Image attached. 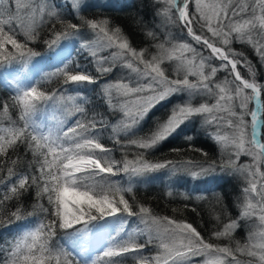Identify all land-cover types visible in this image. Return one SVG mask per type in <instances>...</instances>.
<instances>
[{"label":"snow or ice","instance_id":"6c2138e0","mask_svg":"<svg viewBox=\"0 0 264 264\" xmlns=\"http://www.w3.org/2000/svg\"><path fill=\"white\" fill-rule=\"evenodd\" d=\"M158 2L162 7L157 14L166 22L178 23L181 30H186L191 40L200 45V50L189 42L172 43L167 48L164 43H159L155 45L157 53L146 58L147 49L133 48L119 27H110L107 18L87 17L86 13L95 8L106 11L110 7L90 0L70 2L71 14L79 19V24L66 20L60 11L61 5L53 0L33 2L32 22L27 26L20 15V0H0V67L16 64L23 68L40 56L29 42H40L52 50L66 40L77 41L80 51L89 55L91 65L88 67L71 55L63 57L62 66L48 77L59 78L62 85L52 92L35 83L27 87H21L18 82L15 86L11 82L6 85L14 87L10 99L18 109L20 124L17 126L13 122L6 128L7 137L0 135V156H7L8 149L19 142L25 152L32 153L33 160L29 161L26 173H14L12 167L7 169V177L0 180L4 185L0 188V205L13 198L19 201L28 188L35 186L37 198L47 194L48 207L39 204L42 217L34 224L25 225L8 241L7 248H0L4 252L0 264H126L125 258L129 254L134 255L135 264H198L193 258L200 256L205 257L202 264H253L252 260L237 259L236 253L258 257L259 264H264V230L259 233L262 237L259 243L251 242L254 232L253 226L249 225V243L235 241V248L214 245L191 224L156 217L144 206L134 211L124 195L133 191L131 183L125 187L112 179L120 173L139 177L160 169H168L173 175L181 170L190 171L193 177L215 172L218 167L221 172L229 167L233 172H247L244 202L239 205L240 218H250L251 210L259 206V220L264 225V173H260L257 180L258 167L253 172L247 165L237 168L232 160L227 164L221 161L219 165L215 160H209L195 165L198 168L195 171L189 167L191 162L178 167L172 161L144 159L147 150L156 148L198 115L203 117L202 126L215 124L217 131L208 134L222 148L231 145L237 158L241 154L247 155L254 165L264 162V143L256 139V111L250 113L253 130L250 139L246 135L245 120L250 100L256 101L257 109L264 107L259 101L264 83L255 79L256 69L243 53L231 47L233 40L248 44L264 62V0H254L251 4L241 0L235 7H232V0L227 4H205L203 0H194L195 11L191 14L189 0ZM173 9L177 14L175 21L171 18ZM45 17L52 21V27L48 30L49 35L42 38L37 31V19L46 22ZM57 23L62 25L59 29L55 26ZM194 23L199 25V34L193 30ZM205 28L210 36L203 31ZM21 34L23 41L17 39ZM146 35L155 38L156 33L149 30ZM110 49L115 51H110L107 56L99 55ZM204 49L210 50L207 57L202 54ZM185 53H191V56L186 57ZM165 59L177 60L178 67L184 68L186 75L169 78L161 67ZM213 59L221 61L219 68L227 70L231 80L227 77L223 82L212 79L218 71L217 66L209 63ZM238 64L248 66V77L241 75ZM117 69H126V77L102 85V97L109 110L122 113L116 124H109L103 114L87 108L89 100L82 90L88 85L99 84L103 76ZM189 75L195 76L196 81H190ZM114 90L117 95H131L133 99L113 104ZM178 93L187 94L188 100L172 105L167 118L158 120L150 132L141 136L138 129L149 111ZM194 95L214 97L215 103L193 105L190 100ZM60 103L68 105L66 111L69 114H79L69 126L53 128L37 122L38 112L54 109ZM0 108L7 115V101L0 103ZM214 112H225L229 118L218 119L212 115ZM223 125L232 129L230 135H221L219 129ZM105 129L109 130L110 139L122 149L131 146L144 151L137 152L134 159L127 156L115 159L112 149L101 142ZM121 135L126 139L121 140ZM185 138L192 139L191 136ZM199 151L207 156L203 150ZM3 163L0 161V165ZM12 164L15 165L16 160ZM3 170L0 167V171ZM12 177L15 178L10 179ZM251 194L258 197V205L249 198ZM11 215L15 220L24 218L19 206ZM133 216L139 217L143 227L126 231L127 217ZM238 227L239 221L231 220L213 235L231 240ZM137 233L145 237L143 241L138 239ZM101 236L105 240L99 244ZM153 247L157 249L155 253L145 252L146 248ZM89 248H95L97 254L94 257L86 255Z\"/></svg>","mask_w":264,"mask_h":264},{"label":"trees","instance_id":"16d2710c","mask_svg":"<svg viewBox=\"0 0 264 264\" xmlns=\"http://www.w3.org/2000/svg\"><path fill=\"white\" fill-rule=\"evenodd\" d=\"M240 2L241 0H232V7H235ZM243 2L251 4L254 0H243ZM96 3L109 5L110 7L106 11L102 8H95L86 13L87 17L90 19L107 18L110 21V27H119L135 49L150 46L154 38L147 36L146 32L152 27H156L159 30L162 27V21L157 14V10L162 7V4L158 0H104L96 1ZM229 11H231V8H229ZM63 16L72 23H80L78 18L72 14H68V12L63 13ZM45 21L41 22L37 27V31L40 32L42 38L49 35L48 30L52 27V21ZM55 26L59 29L62 25L57 23ZM83 30L85 29L82 28L81 31L83 32ZM194 31H198L196 26L194 27ZM238 44L233 49L236 52L243 53L256 69L255 79L260 83H264V62L259 59L256 51L250 45L241 42ZM29 46L38 51L41 56L50 54L56 50V48L50 50L40 42H29ZM80 59H82V56L78 58V60ZM84 62L87 63L88 60L85 59ZM237 69L241 72L242 76L248 77L250 75L247 65L242 66L238 64ZM50 84L51 87L48 85V87L44 86L42 88H46V91H48L55 87L52 91H56L60 86L58 85L59 78L53 79ZM92 88V93L88 87L84 89L90 98L88 104L89 110L103 114L108 122L113 120L115 113L109 110L108 104L100 96L96 85H93ZM13 93V88L7 87L3 81L0 82V103L4 101L8 103L7 115H4L2 108H0V135H4L5 137H7V133L4 131L6 128L12 126L13 122L17 126L20 124L18 109L12 105L10 99ZM262 94L264 97V89ZM173 97L149 111L138 129L141 136L150 132L158 120L163 121L167 118L172 105L180 102V98H177V96ZM206 101L209 100L207 99ZM215 116L218 119L220 118L217 114ZM223 116L222 118L224 119L229 118L225 113ZM260 118V138L264 142V113L261 114ZM202 120L203 117L198 115L192 117L186 124L181 125L177 133L161 142L156 148L147 150L144 159L150 162L172 161L177 164L191 162L193 165L215 160L218 165L221 161L227 164L228 156H226L220 144L208 134V132L217 131L215 124L202 126ZM245 120L249 123L251 122L246 116ZM220 122L223 123L222 120ZM219 131L221 135H230L232 129L223 125ZM186 136H191L192 139H186ZM248 137L250 139V135ZM120 139L125 140L126 137H120ZM104 142L111 146L114 158L122 159L124 156H127L128 159H134L137 152L144 151L131 146L125 150L119 144L111 145L108 140H103ZM199 150H203L204 153H207V156H204ZM13 160H16L15 165L12 164ZM31 160H33L32 153L25 152V147L18 142L14 148L8 149L7 156H0V161H4L3 165H0L4 169L0 171V180H4L7 177V169L9 167H12L14 173H26L29 161ZM32 170L34 171L35 169L33 168ZM246 176V173L233 172L230 168H226L225 171L221 172L218 167L213 172L212 177L207 178V180L193 181L191 185L187 178L183 182H178L176 186L177 190L171 191V195H169V186L163 183V181L151 182L145 188L136 187L132 192H126L124 195L133 205V209L144 206L149 208L151 214L156 217H167L176 222L191 224L206 240L210 241L211 234L220 231L225 221L235 220L240 216L241 209L239 205L244 201L243 188L247 186ZM154 177V174H151L150 178L154 179ZM201 185H211V188L214 187V195L208 194L203 198L192 197L190 193L193 195L197 190H200ZM2 187L4 185L0 184V188ZM189 188L192 190L187 191ZM211 188L210 186L208 187L209 190ZM184 190L188 194L186 197L183 196ZM39 204L48 207L47 194H42L37 198L36 188L33 186L24 192L19 201L13 198L0 205V248H7L8 241L19 234L25 225L34 224L42 217L43 213L39 209ZM18 206L21 208V213L24 217L21 220H15L11 215L12 212L16 211ZM29 213H32V215H28ZM249 230V226L241 225L232 235V238L238 239L240 243L245 244L248 240ZM228 245L231 246L230 243ZM3 258L4 252L0 251V260ZM126 264H135L132 254L126 257Z\"/></svg>","mask_w":264,"mask_h":264},{"label":"rangeland","instance_id":"374dc122","mask_svg":"<svg viewBox=\"0 0 264 264\" xmlns=\"http://www.w3.org/2000/svg\"><path fill=\"white\" fill-rule=\"evenodd\" d=\"M96 1H104V0H90V2H92L94 4H96ZM33 2L38 3L39 0H20V4H21L20 15L23 18V23L26 26L32 22L31 5ZM70 2H71V0H53V3L61 5L60 11L62 12V14L67 13V12H68V14H71ZM178 2H179V0H178ZM203 3H205V4H213V3L227 4L228 0H203ZM194 11H195L194 0H189V13L191 14ZM176 15L177 14H176L175 10L173 9L172 13H171L172 21H175ZM159 17L162 21V27L160 30L156 29V27H152L150 29L151 31H154L156 33L155 38L152 39L151 45L148 47H143V48H139V49L137 48V50L147 49V52L145 53L146 58L149 56V54L157 53L158 49L155 47V45L159 44V43H164L165 47L167 48L172 43L189 42V43H192L193 46L196 47L198 50H200V45L195 44V42L192 41L191 38L187 35L186 30H183V31L181 30V27L179 26L178 23H173L171 21L166 22L165 18L163 16L159 15ZM45 20H47V17H45ZM40 24H41V22L37 19V25L39 26ZM194 24H195L197 30L200 32L199 25L196 23H194ZM194 24H193V26H194ZM194 27H193V30H194ZM84 31L85 30H83V32ZM198 31H197V33H198ZM203 31L205 32V34H207L209 36L211 35L210 33H207L206 28ZM17 39L23 41L24 37L21 34L17 37ZM238 43H239V41L233 40L231 47L234 48L235 46H238L239 45ZM110 51H115V49L101 51L99 53V55L100 56H107V55H109ZM209 51L210 50L204 49L203 53H202L203 56L207 57L209 55ZM68 55H71L74 59H78L79 57L82 56V59H80V60H82L81 62L84 63V65L91 67V65H89L88 62L87 63L84 62L85 59H87L89 61L90 57L87 53H82L80 51V49L78 47V42L75 40H66V41H62L60 46L58 48H56V50H54L52 53L47 54V55L44 54L42 56L40 55L39 57L33 58V60L23 68H21L19 65H16V64H13L12 66H9V67H0V82L3 81L6 85L9 82H11L13 86H15L18 82L21 87H27L29 84L35 83V84H38L41 89L46 91V88H42V87H44V86L48 87V85L51 87V84H50L51 81L53 79L57 78V77H52L51 79H49L48 78L49 74L56 72L58 67L62 66L63 57H66ZM185 56L190 57L191 53H185ZM209 63L218 67V71L216 73V76L214 78H212L214 81L223 82L226 77L228 78V80H231V77L228 75L227 70H225L223 68H219L221 61H219L218 59H213V60L209 61ZM178 64H179V62L175 59H172V60L165 59L164 62L161 64V67L165 69L166 75H168L169 78H182L184 75H186V71L184 68H179ZM207 71H208V68L206 67L205 72H207ZM94 74H95V72H94ZM126 74H127L126 69L122 70V71L117 69V70H114L111 73L103 76V78L100 80L99 84H93V85H96L97 89L99 90L100 96L102 97V85L106 81L120 80L121 77H126ZM188 79L190 81L195 82L197 78L195 76L189 75ZM141 83H143V81H141ZM58 85H60V86L58 87ZM58 85H56L58 87L57 90L62 87L60 80H59ZM93 85L87 86L90 89V92L93 90V88H92ZM12 88L14 89V87H12ZM54 88H51V90L49 89L47 92H52V90ZM82 91H83L84 95L87 96L88 100H90L88 93H86L84 89ZM249 92H250V90H249ZM262 92H263V89L261 90V93H260L261 105L263 106L264 105V97H263ZM173 96H177V98H180L179 103H183V102H186L188 100V96L185 93L173 94L169 99H171ZM132 99H133V97L131 95L127 96V97L120 96V95H117L115 90L113 91V100H112L113 104H119V103H122L124 101H130ZM207 99L209 101H206V102L209 103L210 105L215 103L214 97L209 98V97L202 96V95L192 96L190 102L193 105H198L200 103H204L205 100H207ZM77 102H79V100H77ZM250 104H252V106H250ZM67 107H68V105L66 103L57 104L54 109L45 110L44 112H38L36 114V120H37V122L42 123L43 125L48 126V127H53V128L67 127L79 115L78 113L77 114H69V112L66 111ZM87 108L90 109L89 105H87ZM255 110H256L255 100H250L248 102V106H247V112L249 114L245 115L246 118L250 119V121L252 119L250 113L252 111H255ZM214 113H215V115L217 114V116L219 115L220 118H222V117H224L223 115L225 112H214ZM214 113L212 115H214ZM263 113H264V107L259 108L258 109V114H259L258 119L260 120V123H261L260 116ZM225 114L227 115V113H225ZM121 115H122V113H120L118 111L115 112V118L113 120L109 121L108 123L109 124H116ZM61 122H63V123H61ZM252 131L253 130H252L251 122L250 123L247 122V132H246L247 137L249 135H250V138L252 137ZM120 137H124V136L121 135ZM259 139H260V142L264 143L260 137H259ZM103 140H108V142H110L111 145L115 144L113 142V140L110 139L108 129H105V135L101 139L102 143H103ZM103 144H105L107 147L111 148V146H109L107 143L104 142ZM220 147H221V145H220ZM222 149L226 153V156H228L227 163L229 160H232L235 162V166L237 168L244 167L246 165L250 166L253 172H255L256 168L258 167L259 172L256 173L257 180H259V178H260V173H264V162H261L258 165H254L252 158L247 156V155H244V154H241L237 158L234 154V150L231 147V145H228L227 147H223ZM115 159L121 160L119 158H115ZM175 164L178 167L183 165L181 163L180 164L175 163ZM189 167L191 168V170L198 171V168H196L195 165H193V164H191ZM245 173H246V175H248L247 172H245ZM151 174H154V176H155L154 179L150 178ZM212 175H213V172L208 173V174H201V175H198L196 177H193V176H191L190 171H185V170L178 171L173 175L168 171V169H160V170H157L155 172L146 173L143 176H139V177H128L124 173H120L119 175H117L116 177H113L112 179L119 182L121 184V186H125V187L129 183H131L133 189L136 187L145 188L147 186V184H150L151 182L155 183V182L163 181V183H165L167 186H169L168 188L171 192V191H176L177 190V187H176L177 183L183 182L184 179H186V178H187V180H189L190 185H191V183H193V181L207 180V178H211ZM209 186L211 188V185H208V186L201 185L200 190H197L195 193H193V195H192V193H190V194L192 197H195V198H203V197H206L208 194L214 195V190H213L214 187H212L209 190L208 189ZM258 188H259V184H258ZM206 189H208V191H206ZM189 190H192V189L191 188L187 189V191H189ZM187 191L186 190L183 191V196H185V197L188 196V194L186 193ZM249 198L252 200V202L254 204L258 205V197L255 194H251ZM133 210L138 211V209H133ZM251 211L253 212V215L250 218H240V216H239L235 220L239 221V227L241 225H244V226L252 225L254 234H253L251 242L259 243V242H261V239H262V237L259 235V233L262 230H264V225H262L260 220H259V216L261 214L259 206L252 209ZM121 215H124V214H121ZM127 220H128V224L125 226L126 231H130V230L136 229L138 227H143V225L140 224V220H139L138 216L127 217ZM228 222H229V220L225 221L220 230H222L224 225ZM162 224H166V221H162ZM236 230L232 233V235L236 232ZM137 236H138V239H140L141 241H143V239L145 238L142 234H139V233H137ZM104 240H105V237L101 236L98 243L102 244V243H104ZM235 241H238V239H235L232 237H231V240H229L228 238H224V237L218 238V237L214 236L213 234H211L209 242L214 244V245H219V246H226V245H228V243H230L231 246H233V248H235V243H234ZM246 243H249V240H247ZM241 244H244V243H241ZM149 251H151L152 253H155L157 251V249L155 247H153L151 249H148V248L145 249V252H149ZM256 251L259 253L260 250L256 249ZM88 254H90L92 257H94L97 254L95 251V248H89V252L86 253V255H88ZM129 255H131V254H129ZM132 256L134 258L133 254H132ZM236 257H237V259H239L241 261L252 260L253 264H259L258 257H249V256L243 255L241 253H236ZM193 259L196 260L198 262V264H202V262L205 260V257L200 256V257H194ZM228 259L231 260V257H229ZM134 260H135V258H134Z\"/></svg>","mask_w":264,"mask_h":264},{"label":"water","instance_id":"95a60500","mask_svg":"<svg viewBox=\"0 0 264 264\" xmlns=\"http://www.w3.org/2000/svg\"><path fill=\"white\" fill-rule=\"evenodd\" d=\"M259 101H260V104H261V97L260 96H259ZM258 115L259 114H257V122H258V124H257V129H256V133H257L256 139L260 141L259 137H260V126H261V123H260V120L258 119Z\"/></svg>","mask_w":264,"mask_h":264},{"label":"bare ground","instance_id":"6f19581e","mask_svg":"<svg viewBox=\"0 0 264 264\" xmlns=\"http://www.w3.org/2000/svg\"><path fill=\"white\" fill-rule=\"evenodd\" d=\"M255 107H256V101H255ZM255 111H256V113L258 114V109H257V107H256V110H255ZM261 118H262V117H261ZM261 118H260V119H261ZM262 122H263V121H262ZM257 124H258V122H257Z\"/></svg>","mask_w":264,"mask_h":264}]
</instances>
